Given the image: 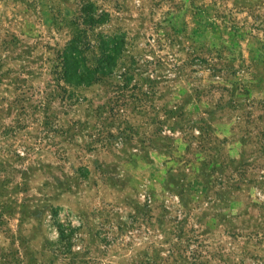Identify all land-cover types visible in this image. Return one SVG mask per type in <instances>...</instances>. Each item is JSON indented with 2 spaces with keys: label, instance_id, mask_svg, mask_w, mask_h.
Returning <instances> with one entry per match:
<instances>
[{
  "label": "rangeland",
  "instance_id": "obj_1",
  "mask_svg": "<svg viewBox=\"0 0 264 264\" xmlns=\"http://www.w3.org/2000/svg\"><path fill=\"white\" fill-rule=\"evenodd\" d=\"M0 264H264V0H0Z\"/></svg>",
  "mask_w": 264,
  "mask_h": 264
},
{
  "label": "trees",
  "instance_id": "obj_2",
  "mask_svg": "<svg viewBox=\"0 0 264 264\" xmlns=\"http://www.w3.org/2000/svg\"><path fill=\"white\" fill-rule=\"evenodd\" d=\"M78 13L76 20L69 22L72 26L71 36L65 41L59 55L60 79L75 87L88 86L100 77L112 76L124 47L122 33H100L96 35L97 56L93 65H88L84 56L88 49L86 31L106 22L107 13L102 10L96 12L89 1L79 5Z\"/></svg>",
  "mask_w": 264,
  "mask_h": 264
}]
</instances>
